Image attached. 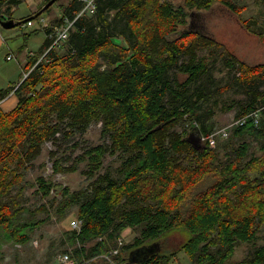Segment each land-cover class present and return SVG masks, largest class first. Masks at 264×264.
<instances>
[{
	"label": "trees",
	"instance_id": "16d2710c",
	"mask_svg": "<svg viewBox=\"0 0 264 264\" xmlns=\"http://www.w3.org/2000/svg\"><path fill=\"white\" fill-rule=\"evenodd\" d=\"M25 1L0 0V19H14ZM182 1L97 0L96 13L80 18L61 48L38 63L48 38L42 52L28 58L23 81L0 91V102L13 91L19 99L13 110H0V231L7 242L28 244L29 231L39 224L17 219L29 186L25 173L44 146L101 124L105 142L75 159L76 166L85 164L89 187L72 192L53 181L78 167L66 166L58 151L50 153L51 178L40 175L35 183L44 198L60 197L58 217L77 208L81 228L66 233L75 246L73 258L98 264L96 259L120 248L117 264H169L179 253L190 264H229L238 247L247 245L252 255L233 264H264V64L248 65L216 38L188 26L215 3L243 26L253 21L232 0ZM82 8L80 0L64 5L63 16L45 29L47 37ZM33 33L24 34L26 40ZM258 34L264 41V31ZM217 62L230 75L225 86L213 73ZM232 88L247 97L237 120L259 111V124L250 120L234 128L229 142L212 148L202 139L212 132L220 103L231 109L222 97ZM244 138L257 141L258 150L251 152ZM109 156L121 162L119 177L101 173ZM128 230L138 234L120 247ZM171 236H177L176 251L158 246L133 263L135 251L170 244Z\"/></svg>",
	"mask_w": 264,
	"mask_h": 264
},
{
	"label": "rangeland",
	"instance_id": "374dc122",
	"mask_svg": "<svg viewBox=\"0 0 264 264\" xmlns=\"http://www.w3.org/2000/svg\"><path fill=\"white\" fill-rule=\"evenodd\" d=\"M72 0H59L51 9H48L38 18L34 19V26L28 27L26 24L19 25L16 28L6 30L0 28V33L3 37L4 44H0V91L9 90L16 87L24 79V68L28 62V55L30 52L38 53L47 41V36L44 28L42 27L41 19H45L51 26V22L55 18L63 16V6L67 5ZM236 5L245 7L242 13L244 19H250L253 22L247 23L246 26L240 25L239 18L236 14L227 10L225 6L220 3H215L213 7L208 11L199 12L195 17H191L189 25L192 31L208 35L216 38L225 49L234 52L237 56L243 55L252 56V53L260 55L262 60L264 59V41L260 40L259 31H264V0H232ZM44 0H27L21 4L14 14V19L22 21L34 14L35 10L38 11L43 5ZM178 3H182V0H176ZM255 20V21H254ZM41 26V27H40ZM37 29V30H36ZM33 33L31 37L26 40L24 34ZM39 33V34H38ZM118 41H121L119 39ZM121 43V42H119ZM14 55V59L8 61L7 57ZM242 58V57H241ZM243 59V58H242ZM249 60V59H247ZM255 60V59H254ZM259 60V59H256ZM252 61V60H251ZM250 64H254L253 62ZM224 64L222 62L214 63L213 73L216 80L220 85H227V80H230V75L222 72ZM238 70L232 72V80L237 77ZM183 78V77H182ZM264 90V85L263 88ZM14 93V91H13ZM15 95V94H14ZM12 101L17 106L19 99L15 95ZM223 100L226 101L228 106H232L231 109H221L222 103H220L219 109L216 110L215 117L211 120L210 126L212 132L208 135L215 134V146L212 148L222 147L225 143L231 139L233 131L229 137L222 138V131L229 125L234 123L239 118L241 106L246 101L247 97L244 93L239 92L237 88L229 89L223 95ZM2 104V103H1ZM6 105L3 108L0 106L2 112H9L15 107ZM187 122L186 127L189 126ZM101 124H94L90 127L89 131L84 134H77L69 139H63L58 142L57 145L53 143H47L43 148V153L40 158L35 162L33 170L26 172L24 177L25 185H29L24 192V200L22 208L23 212L18 216L17 222L23 223H39L34 230L29 231L31 238L33 239L31 246L25 248L24 245H19L11 242H7L4 233L0 231V264H24L27 262V257L31 256L35 263H39L45 258L46 260L54 261L63 253H71L75 246L72 245L66 233L72 231L71 223L77 220V208H74L68 213L65 218H60L56 214V205L60 197L56 198L55 195L44 198L37 192L35 186L38 176H49L52 173V159L50 156L51 151H58L59 157L66 159L65 165L68 167H74L76 157L82 153L87 147L96 146L104 143L105 140L101 133ZM180 128L179 130H183ZM249 141L251 146V152L258 150V142L252 139H241ZM205 141V140H204ZM51 161H50V158ZM45 163L46 167L43 171L40 166ZM48 163V164H47ZM120 160L115 157H107L102 174H110L114 177H119ZM78 166V167H77ZM77 170L68 173L66 175H56L53 177V181L64 187H68L70 191H79L85 187H89L92 183L87 177L85 172V164L77 165ZM51 178V176H49ZM203 184L199 190L207 188L210 182ZM57 199V200H56ZM137 232L131 230L126 231L123 234V242L131 243L136 237ZM175 237L171 236L168 242H164L162 247L165 248L168 245V252L176 251L174 241ZM181 241V237L179 238ZM263 241H260L262 243ZM30 243V242H29ZM28 243V244H29ZM27 245V244H26ZM92 244L85 246L89 249ZM162 251V249H161ZM30 253V255H29ZM49 253V254H48ZM252 255L250 246L241 245L238 247L235 256L231 259L229 264L236 263ZM107 255H104L100 259H96L98 264H110ZM112 257L111 259H114ZM188 258L184 253H179L175 259L169 264H185ZM94 264V263H93ZM188 264L190 262L188 261Z\"/></svg>",
	"mask_w": 264,
	"mask_h": 264
},
{
	"label": "built area",
	"instance_id": "2783aa9c",
	"mask_svg": "<svg viewBox=\"0 0 264 264\" xmlns=\"http://www.w3.org/2000/svg\"><path fill=\"white\" fill-rule=\"evenodd\" d=\"M83 3V8L82 10L75 16V18L73 20L70 19H65L64 23L62 26L60 27H56L53 32H51L48 35V38L50 40V44L49 46L46 48V50L44 51L42 57H40L38 63L48 55V53L50 51H52L53 49H58L61 48L69 39L70 33L72 31V29L75 26V23L82 17L84 16H93L96 13V1L97 0H80ZM42 22V27L44 28V30L46 28H49V23L45 21V19H41ZM28 27H33L34 26V22L30 21L26 24ZM35 55V53L30 52L28 55V58H33V56ZM14 59V55H9L7 57V60H13ZM36 66V65H35ZM27 75L25 74L24 77H26ZM0 106H1V102H0ZM259 118H260V113L259 111L256 112H251L247 115H245L244 117L240 118L239 120H236L234 123H232L231 125H229L225 130L222 131V135L221 137H229L230 133L232 132V130L238 126H244L247 124L248 121L252 120L254 121L255 125L259 124ZM209 136H205L203 137L202 141L204 142H208L209 145L211 147L215 146V134L210 135ZM72 229L73 230H80L81 228V221L79 220H74L71 223ZM124 244L123 240L120 239L119 242V246L122 247ZM120 248H117L113 251H111L107 258L110 262V264H117L114 259H111L112 257H116L118 256L120 253ZM58 264H80L75 258H73V256L70 253H63L61 254L58 259H57Z\"/></svg>",
	"mask_w": 264,
	"mask_h": 264
},
{
	"label": "water",
	"instance_id": "95a60500",
	"mask_svg": "<svg viewBox=\"0 0 264 264\" xmlns=\"http://www.w3.org/2000/svg\"><path fill=\"white\" fill-rule=\"evenodd\" d=\"M58 0H51L49 1L37 14L33 15L32 19L38 18L40 15H42L44 12H46L50 7H52ZM26 23V20H16V19H9V20H2L0 19V27L6 30H10L13 28L18 27L19 25H24ZM158 245V244H157ZM155 244L143 247L142 249H138L134 252V254L131 255V258L134 260L138 259L137 262L144 261L146 258H148L150 255L154 254L158 250V246Z\"/></svg>",
	"mask_w": 264,
	"mask_h": 264
},
{
	"label": "crops",
	"instance_id": "0c3cea01",
	"mask_svg": "<svg viewBox=\"0 0 264 264\" xmlns=\"http://www.w3.org/2000/svg\"><path fill=\"white\" fill-rule=\"evenodd\" d=\"M228 10V9H227ZM35 12H37L36 10H35ZM34 12V13H35ZM232 12V11H231ZM233 13V12H232ZM238 17V16H237ZM239 18V17H238ZM239 23H240V25H241V22L239 21ZM46 36H47V34H46ZM47 39H48V37H47ZM0 44H4V40H3V37H2V35H1V33H0ZM42 49H43V47H42ZM41 49V50H42ZM40 52H42V51H40ZM40 52H38V53H40ZM239 54V51L237 52V55ZM241 54V56H238L241 60H243L246 64H248V65H252V64H250V63H254L253 65H259V64H264V59L262 60V57L260 56V55H256V54H254V53H252V56H248V57H246V55H243V53H240ZM243 59H242V58ZM247 59H249V60H247ZM255 59V60H254ZM256 59H259V60H256ZM252 60V61H251ZM15 93H10L3 101H1V108H3L4 106H6V105H10V107L12 108V107H15V105H16V103L14 102V101H12V99L14 98L13 96H15L14 95ZM10 107H9V110H10ZM13 110V109H12ZM32 241H33V239L31 238V241H30V243L29 244H27V245H24V247L25 248H29L30 246H31V243H32ZM49 254V253H48ZM29 255H30V253H29ZM138 260V259H137ZM137 260L135 259L134 260V262L133 263H136L137 262ZM189 261V260H188ZM188 261H185V264H188ZM24 264H58V262H57V260H54V261H50V260H46L45 261V258H43V260L42 261H40L39 263H35L34 262V260L32 259V257L31 256H29V257H27V262H25Z\"/></svg>",
	"mask_w": 264,
	"mask_h": 264
},
{
	"label": "bare ground",
	"instance_id": "6f19581e",
	"mask_svg": "<svg viewBox=\"0 0 264 264\" xmlns=\"http://www.w3.org/2000/svg\"><path fill=\"white\" fill-rule=\"evenodd\" d=\"M41 27V26H40ZM37 30V29H36ZM39 34V33H38ZM114 177V176H113ZM75 207V206H74Z\"/></svg>",
	"mask_w": 264,
	"mask_h": 264
},
{
	"label": "flooded vegetation",
	"instance_id": "af4514ba",
	"mask_svg": "<svg viewBox=\"0 0 264 264\" xmlns=\"http://www.w3.org/2000/svg\"><path fill=\"white\" fill-rule=\"evenodd\" d=\"M158 246V245H157Z\"/></svg>",
	"mask_w": 264,
	"mask_h": 264
}]
</instances>
